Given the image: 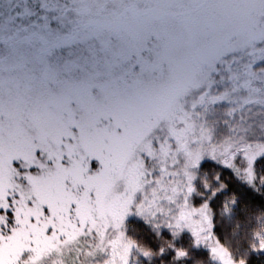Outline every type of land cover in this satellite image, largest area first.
<instances>
[{
    "label": "snow or ice",
    "instance_id": "6c2138e0",
    "mask_svg": "<svg viewBox=\"0 0 264 264\" xmlns=\"http://www.w3.org/2000/svg\"><path fill=\"white\" fill-rule=\"evenodd\" d=\"M257 257L264 0H0V264Z\"/></svg>",
    "mask_w": 264,
    "mask_h": 264
},
{
    "label": "trees",
    "instance_id": "16d2710c",
    "mask_svg": "<svg viewBox=\"0 0 264 264\" xmlns=\"http://www.w3.org/2000/svg\"><path fill=\"white\" fill-rule=\"evenodd\" d=\"M225 179L226 180L230 179L227 170H225ZM230 182H234V180H230ZM252 264H264V258H260V257L254 258Z\"/></svg>",
    "mask_w": 264,
    "mask_h": 264
}]
</instances>
